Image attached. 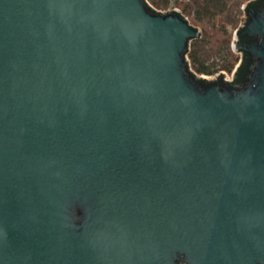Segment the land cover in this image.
I'll return each instance as SVG.
<instances>
[{
  "label": "water",
  "instance_id": "water-1",
  "mask_svg": "<svg viewBox=\"0 0 264 264\" xmlns=\"http://www.w3.org/2000/svg\"><path fill=\"white\" fill-rule=\"evenodd\" d=\"M243 77L147 0H0V264H264V0Z\"/></svg>",
  "mask_w": 264,
  "mask_h": 264
},
{
  "label": "trees",
  "instance_id": "trees-1",
  "mask_svg": "<svg viewBox=\"0 0 264 264\" xmlns=\"http://www.w3.org/2000/svg\"><path fill=\"white\" fill-rule=\"evenodd\" d=\"M156 6L163 8L169 7L171 4L181 7L186 14L194 13V20L201 26V37L196 40H192L190 46L191 49L188 52L190 60L194 65L196 71L200 74L212 75L216 73V69H213L214 63L207 65L209 60L208 53L206 55L201 52L203 48H213L219 50L224 49V65L222 69H226L229 72L234 70L239 58L233 53L230 48L229 39L225 37L227 33L225 29L227 25L235 26L237 23V16L242 14L241 5L247 0H152ZM249 1V0H248ZM260 0H254L253 3H257ZM166 10V9H165ZM200 28V27H199ZM190 48V47H189ZM193 48V49H192ZM216 54V52H215ZM248 61L242 57L241 64L236 71V79L243 77L242 70L246 69Z\"/></svg>",
  "mask_w": 264,
  "mask_h": 264
},
{
  "label": "rangeland",
  "instance_id": "rangeland-1",
  "mask_svg": "<svg viewBox=\"0 0 264 264\" xmlns=\"http://www.w3.org/2000/svg\"><path fill=\"white\" fill-rule=\"evenodd\" d=\"M150 1V3H151V5L155 8V9H157L158 11L159 10H167V11H169V10H174V9H179L180 11H181V13L188 19V21H189V23L192 25V26H194V27H197V28H199L200 30H201V26L200 25H198V23L194 20V17H195V15H194V13H192V14H186L183 10H182V8L181 7H177V5H175V4H171V5H169V7H167V8H163V7H160V6H156V4H154L153 3V1L152 0H149ZM251 1H254V0H247V1H245L242 5H241V10H242V14L241 15H239V16H237V23H236V25L235 26H231V25H227V27H226V29H225V32L227 33V36L228 37H225L226 38V40L227 39H229L230 41H229V43H230V48L232 49V51H233V53L236 55V57H238L239 58V61L236 63V65H235V67H234V70L232 71V72H229L228 70H226V69H222V65H224L225 63H224V61H223V57H224V49H221V51H220V53H218L219 52V50H218V48L217 49H214L215 51H213V48H209V47H207V48H204V46H203V48L201 47L200 49L202 50L201 52H203V54L204 55H206L207 53H208V55H209V60H208V63H207V65L209 64V65H211V64H213L214 63V66H212V68L213 69H216V73H214V74H212V75H205V74H200V73H198L197 71H196V69H195V67H194V65L192 64V62H191V60H190V57H189V55H188V59H189V62H190V68L192 69V71L193 72H195L197 75H198V77H204V78H206V79H208V80H216L218 77H219V75L221 74V73H224V75H225V79H228V80H230V81H233V78H234V75H235V73H236V70H237V68L240 66V64H241V59H242V54L241 53H238V52H235L234 51V47H233V45H234V42H235V34H236V32L245 24V21H246V17H245V13H244V7L246 6V4H248L249 2H251ZM201 33H202V31H201ZM190 49H191V46H190ZM193 49V48H192ZM215 52H216V54H215Z\"/></svg>",
  "mask_w": 264,
  "mask_h": 264
},
{
  "label": "built area",
  "instance_id": "built-area-1",
  "mask_svg": "<svg viewBox=\"0 0 264 264\" xmlns=\"http://www.w3.org/2000/svg\"><path fill=\"white\" fill-rule=\"evenodd\" d=\"M147 3H148V5L150 6V7H152L154 10H156V11H158L157 9H155L152 5H151V3H150V1L149 0H147ZM174 10H179V9H174ZM169 11H171V10H169ZM180 11V10H179ZM158 12H168L167 10H159ZM226 81H229V82H232V81H230V80H228V79H225Z\"/></svg>",
  "mask_w": 264,
  "mask_h": 264
},
{
  "label": "flooded vegetation",
  "instance_id": "flooded-vegetation-1",
  "mask_svg": "<svg viewBox=\"0 0 264 264\" xmlns=\"http://www.w3.org/2000/svg\"><path fill=\"white\" fill-rule=\"evenodd\" d=\"M237 71V70H236ZM236 79V73H235V75H234V78H233V81L232 82H234V80Z\"/></svg>",
  "mask_w": 264,
  "mask_h": 264
}]
</instances>
